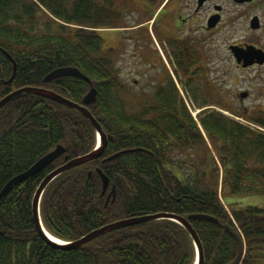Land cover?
Returning a JSON list of instances; mask_svg holds the SVG:
<instances>
[{"label": "trees", "instance_id": "obj_1", "mask_svg": "<svg viewBox=\"0 0 264 264\" xmlns=\"http://www.w3.org/2000/svg\"><path fill=\"white\" fill-rule=\"evenodd\" d=\"M116 13L107 0H0V97L12 89L38 86L81 102L94 86L96 99L88 109L106 135L97 159L59 174L45 187L40 200L43 226L53 236L73 241L135 215H192L202 264H227L235 258L237 242L224 224L244 238L240 264H264V207L240 205L230 197L264 196V131L214 109L196 122L172 81L128 112L120 95L123 83L96 30L117 25ZM63 66L78 68L89 81L76 76L43 81ZM255 121L264 127V116ZM173 141L177 150H189L188 157L171 154ZM95 143L91 123L51 99L21 94L0 109V190L58 144L66 149L1 198L0 264H192V238L167 219L118 228L76 249L40 236L31 207L37 187L65 156L88 153ZM209 145L222 167L221 186L230 210L218 195L220 167L212 161ZM97 168L109 179L104 193ZM113 186L114 199L111 194L106 203Z\"/></svg>", "mask_w": 264, "mask_h": 264}, {"label": "flooded vegetation", "instance_id": "obj_2", "mask_svg": "<svg viewBox=\"0 0 264 264\" xmlns=\"http://www.w3.org/2000/svg\"><path fill=\"white\" fill-rule=\"evenodd\" d=\"M169 1L170 0H107V7L110 6L118 12L116 14L119 22L117 25L105 27L103 32L105 51L114 61L115 59H113V56L124 49L127 40H132L133 44L137 43L135 46H137L136 55L139 61L147 62L142 66L141 73L147 72L148 67L151 65L157 69L153 75H150V77H156L157 80L151 82L148 78L146 80V85H151L152 83V87L150 90L145 89L144 92L154 93L161 86L166 85L167 82L170 84L172 81L179 93L182 92L180 87L183 88L193 107H206L209 105L206 103L209 102L208 94L211 92L206 93L205 96L202 97V93H205L202 91L203 89L210 91L212 85L216 94L211 93L212 95L215 94V98L209 100L219 104L221 98H219L218 94L221 93V91L218 83L220 82L218 79H216V82L213 79H209L211 72H218V69L215 70L216 64L206 57V52L203 50L206 48L203 43L209 48L210 45L218 41V39L215 38H213V40L212 36L218 35L219 31H231V29L234 28L236 20L244 16L248 10V8H244L245 10H243L241 7L249 5L256 7V0H190L189 5L185 2L184 7L188 10L186 15L182 14L183 7L181 0H176L175 6L177 10H173L170 13H163ZM199 14L204 16L203 19H200V24L196 17ZM254 16L258 18L257 27L252 28V26H249L251 27L249 29L252 31L264 29L262 27V18L260 19L255 13L253 17ZM196 23V31L200 30L201 33L200 40L192 38V34L186 33V35H184V33H182V30L185 29L183 27L185 24L193 27ZM156 29L158 32L155 37L163 42L166 40L164 44L162 42L161 46L168 57V62L164 59V53L161 52V48L157 50L156 47H158V45L156 43V47L153 45V33ZM138 32H141L142 36L138 35ZM146 35L148 37L150 35V41L141 43L139 40ZM187 37H190L191 40L188 41ZM209 39L212 41H209ZM149 43L151 44L149 56H146L145 48ZM236 44L237 43H231L228 46L232 57V47L236 46ZM240 46L245 51L251 47L260 48L264 51V48L248 40L240 43ZM116 47H119V49L116 50ZM151 56H156L157 66L154 61L152 63L147 61V58ZM243 59H241L240 62H236L235 59L234 61L236 65L241 68L261 67L264 65V62L261 64L253 62L248 64V66H244ZM244 91H247V95L243 98H239L240 103H243L244 98L246 99L250 95L248 90L245 89ZM227 105L232 107L233 103H227Z\"/></svg>", "mask_w": 264, "mask_h": 264}, {"label": "rangeland", "instance_id": "obj_3", "mask_svg": "<svg viewBox=\"0 0 264 264\" xmlns=\"http://www.w3.org/2000/svg\"><path fill=\"white\" fill-rule=\"evenodd\" d=\"M181 1H182V7H183L182 14L186 15V12H188V10L184 7L185 2H187L189 5L190 0H181ZM175 4H176V0H170L167 3L166 7L164 8L163 13H170L173 10H177V7L175 6ZM260 6H263V7H260ZM244 8L246 9L248 8V10L246 11V14H244V16H241L239 19L236 20L234 24V28L231 29V31L229 32L226 30L222 32L219 31L218 35L212 36V39L215 38V39H218V41L217 42L213 41L214 44L210 45L209 47L210 50L208 46H206V44L202 42L206 48V49H203L206 52V57H208L209 60H212L213 63L216 64L215 70L218 69V72H214V71L211 72V76L209 79L210 80L213 79L215 82H216V79L219 80L220 83H218V86L220 87L221 93H219L218 96L219 98H221L220 103L222 104L220 103L216 104L214 101L209 100V99H214L215 98L214 96L216 94V92L214 91L211 85L210 91L204 90V89L202 91V92H205V93H202V97H204L205 94L209 92L215 93L214 95H212L211 93L208 94L209 102H207L206 104H209V105L206 107H210V108L204 109L206 107H200L198 108L199 110L195 108L193 109V106L190 104L187 94L184 92L183 88L180 87L185 97L184 98L181 96V99L185 105L190 106L191 110H189L188 108L187 109L191 113L192 116L193 114H195L196 119L194 118V120L196 122L199 121V118L203 115L204 111L205 113H207L209 110L218 109L222 111L224 114H226L227 116L234 117L241 123L250 125L253 128L264 130V127L255 121V119H258L259 117L264 116V65L261 67L254 66L250 68H241L240 66L236 65L231 53L229 52V48H228L229 44L231 43H237L236 46L241 48L240 43H243L244 41H247V40L252 41L253 43L264 48V29H258L256 31H252L249 29L251 28L249 26H251L250 21H252L254 13L258 15L260 19L262 18L261 19L263 23L262 27L264 28V0H256V7H253L252 5L241 7V9L245 10ZM196 17L199 22L200 19H203L204 16L199 14ZM183 27L185 28L184 30H182V33H184V35H186V33H189V34H192L193 36L192 38L199 39V40L201 39L200 30L196 31L197 23L193 27H191L188 24L187 25L185 24ZM252 28H256V27H252ZM157 32L158 30L156 29V31H154L153 33L154 36L152 35L154 38L153 45L155 47H156L155 43L158 45V47H156L157 50L158 48L159 49L161 48L162 51L161 50L160 51L164 53L163 57L168 62V57L164 49L161 46L163 41H160V39L155 37ZM100 35L103 38L102 47L105 50V40L103 37L104 33L100 32ZM138 35L142 36V33L138 32ZM149 37L147 35L145 37L143 36L139 41L141 43H143L144 41L149 42L150 41ZM187 40L189 41L191 40V38L187 37ZM165 41L166 40H164L163 44L165 43ZM209 41H212V40L209 39ZM136 44L137 43L133 44L132 40H127V42L125 43L124 49L118 52V54L113 56V59H115L113 61V65L115 69H117V72L119 74L118 75L119 80L122 81L123 87H124V89L121 90L120 95L123 96L125 100H127V110L130 113L135 112L136 110L139 109L140 107L139 102H141L142 100L143 101L149 100L152 98L151 96H153L151 92H147V93L144 92L145 89L150 90L152 87V83L151 85H146V80L148 78L151 82L154 80L155 81L157 80L156 77H150V75H153V73L157 70L156 67H153V65L148 67L147 72L141 73L142 66L147 62L139 61V58L136 55V49H137V46H135ZM150 47H151L150 43L146 45V48H145L146 56H149ZM118 49L119 47H116V50ZM211 57H214V58H211ZM150 58H147V61L149 63H152L154 61L157 66L156 56H151ZM245 89L248 90L250 95L248 98L246 99L244 98L243 103H240V99H239L240 97L238 93L240 91H244ZM227 103H233V106L230 107L229 105H227ZM207 142H209L208 139H207ZM174 143L176 142L173 141V145L171 146V150H172L171 154L174 155L176 159L179 156L185 157V158L188 157L187 152L189 150L186 152L180 151V150H183L182 148H180V150H177L175 147L176 145ZM210 151L212 152V155H213L212 161H214L216 165L220 167V164H219L220 161L218 160V156L216 152L213 150V146H210ZM222 172H223L222 167H220V173L218 177V195L220 197L221 202L225 205L226 209L230 210V208L227 206L226 197H224V194H223L224 191L221 186L222 179H223ZM230 197L233 202H237L240 205L252 204V205H258V206L264 207V196L263 195H237V196H230ZM195 255H196V249L194 248V259H195Z\"/></svg>", "mask_w": 264, "mask_h": 264}, {"label": "water", "instance_id": "obj_4", "mask_svg": "<svg viewBox=\"0 0 264 264\" xmlns=\"http://www.w3.org/2000/svg\"><path fill=\"white\" fill-rule=\"evenodd\" d=\"M252 27H257V17L255 16L251 21ZM232 51L234 53V56L236 58V61L239 62L243 58L244 60V66L251 64L253 62L262 63L264 62V52L261 49H257L255 47L249 48L247 51L243 50L240 47L233 46ZM8 58L12 60V58L8 55ZM15 65V64H14ZM60 76H76V77H82L86 81H89L88 77H86L78 68L72 67V66H63L58 67L47 73L43 81L48 82L52 79L58 78ZM21 94H35L39 95L48 99H51L55 102H58L62 105H65L67 107H70L79 113H81L90 123L91 125L96 129L97 133L99 134V140H100V146L96 149H93L92 151L79 155L73 158L68 159L67 156L64 157L66 161L58 166L56 169H54L52 172L46 175V177L41 181L39 186L37 187L33 199H32V216L35 224V228L40 234L41 237H43L48 243H51L53 245H57L62 248L67 249H76L78 247H81L82 245L86 244L87 242L107 233L112 230L122 228L125 226H130L133 224H139L147 221L152 220H160V219H167L172 220L180 225H182L189 233L190 237L192 238V241L194 243V246L196 248V260L195 264H202L203 262V250H202V244L200 242V239L194 230V227L191 225L189 218L192 215H186L182 216L177 213L173 212H158V213H151V214H141V215H135L127 218H122L113 222H110L106 225H103L101 227L95 228L88 233H86L84 236L75 239L71 242H63L58 243L55 240H53L46 229L44 228L41 217H40V210H39V203L41 199V195L44 191V188L46 185L57 175L74 168L76 166L82 165L84 163H87L91 160L97 159L103 152L105 144H106V135L102 131L100 123L94 118V116L91 114V112L88 110L87 105L94 102L96 99V89L95 87H91L90 90L85 94L83 97L81 103L75 102L68 97L63 96L62 94L47 89L44 87H38V86H23L20 88H17L7 94L6 96L2 97L0 99V109L11 99L14 97L21 95ZM246 95V92H241L240 97H244ZM136 150V149H135ZM65 152V148L58 144L54 149L47 152L45 155H43L39 160H37L28 170L14 176L11 178L1 189L0 191V200L1 198L9 191V189L16 183L26 179L27 177L33 176L39 171L43 170L48 164H50L55 158H57L59 155L63 154ZM124 152V151H122ZM121 152L115 153L114 155H111L109 157H106L103 159V162L112 159L115 156H118ZM97 172L100 175L101 182H102V193H104L109 185V179L108 177L102 172L100 168H97ZM114 199L115 196V187L113 186L107 196V202L109 198L111 197ZM106 202V203H107ZM196 216H204L201 214H197ZM212 218V217H210ZM224 229L226 232H228L231 236L234 237V239L237 242V253L235 255V258L229 262L228 264H239L243 255V246L241 243L240 236L236 231H234L230 225L224 224Z\"/></svg>", "mask_w": 264, "mask_h": 264}, {"label": "bare ground", "instance_id": "obj_5", "mask_svg": "<svg viewBox=\"0 0 264 264\" xmlns=\"http://www.w3.org/2000/svg\"><path fill=\"white\" fill-rule=\"evenodd\" d=\"M15 90V89H14ZM13 91V89L11 90V91H9L8 93H6L5 95H3L2 97H4V96H6L7 94H9L10 92H12ZM2 97H0V99L2 98ZM13 178V177H12ZM4 187V186H3ZM2 187V188H3ZM1 191V190H0ZM106 200H107V197H106ZM105 202H107V201H105ZM194 230H195V228H194ZM196 231V230H195ZM48 234L50 235V237L53 239V240H55L56 242H58V243H63V241H61L60 239H58V238H56L55 236H53V235H51L49 232H48ZM85 235V234H84ZM84 235H82V236H84ZM81 236V237H82ZM80 238V237H79ZM92 241V240H91ZM88 243V242H87Z\"/></svg>", "mask_w": 264, "mask_h": 264}]
</instances>
